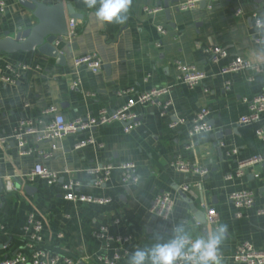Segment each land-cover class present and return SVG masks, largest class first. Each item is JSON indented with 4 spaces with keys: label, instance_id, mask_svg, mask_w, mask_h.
I'll use <instances>...</instances> for the list:
<instances>
[{
    "label": "crops",
    "instance_id": "obj_1",
    "mask_svg": "<svg viewBox=\"0 0 264 264\" xmlns=\"http://www.w3.org/2000/svg\"><path fill=\"white\" fill-rule=\"evenodd\" d=\"M64 1L81 15L75 20L76 35L58 45L65 52L64 64L39 52L0 54V258L28 250L25 227L32 213L44 226L42 247L79 264H104L101 257L116 250L123 251V257L115 264H128L138 248L150 249L173 239L174 229L182 228L180 235L187 232L195 240L225 224L228 231L219 249L221 264H235L233 253L245 241L264 251V217L256 213L264 207V141L255 133L259 124L239 122L249 113L244 99L264 93V40L256 41L254 19L257 14L264 21V0H201L188 10L179 8L187 0H132L122 24H101L94 15L99 4L89 8L83 0ZM5 2L0 37L5 30L16 31L29 21L37 23L18 0ZM164 2L169 3L170 15ZM147 8L159 10L149 13ZM72 43L76 48L69 49ZM213 45L228 50L230 58L249 60L254 68L222 74L229 59L215 64L204 54ZM85 54L101 59L99 72L75 66L74 58ZM178 62L196 66L207 77L200 86L190 88L179 79ZM161 86L170 89L163 99V103L170 101L167 116H161L154 104H138L134 107L137 125L128 132L124 124L113 122L62 140L38 141L36 134H29L24 147L15 139L22 120L32 119L40 130L39 121L51 119L44 113L49 106L56 105L72 120L97 115L103 108L113 111L139 93ZM130 87L134 93L119 95ZM204 107L210 110L212 130L191 136V121ZM179 119L185 123L172 129L170 122ZM219 130L226 132L221 139L214 137ZM88 137L95 144L76 147ZM257 155H262L260 162L246 165L240 176L225 179L228 171ZM176 159L205 167L208 173L182 172L174 165ZM126 162L138 168L140 178L135 184L121 180L117 167ZM38 163L59 173L58 182L29 180ZM108 164L115 167L111 178L98 185L92 170ZM68 178L79 183V192L111 201H68L63 189ZM27 185L35 189L28 192ZM185 185L189 190H182ZM244 189L254 191L255 205L236 217L229 195ZM163 191L174 198L168 220L149 208L154 196ZM209 208L217 213L216 225L200 220L207 221ZM102 231L114 240L108 243L95 236ZM119 236L129 239L118 242Z\"/></svg>",
    "mask_w": 264,
    "mask_h": 264
},
{
    "label": "built area",
    "instance_id": "obj_2",
    "mask_svg": "<svg viewBox=\"0 0 264 264\" xmlns=\"http://www.w3.org/2000/svg\"><path fill=\"white\" fill-rule=\"evenodd\" d=\"M43 3H49L53 0H39ZM201 0H187L186 2L180 4L179 8L181 10H188L195 7ZM214 1V0H209ZM7 10V4L5 0H0V19L5 14ZM159 8H147L146 11L153 13L158 11ZM240 13V11H237ZM255 27L257 28L256 41L261 42L264 40V21L257 15L254 14ZM76 25L77 22L71 19L68 23V36L67 38H72L76 35ZM158 30L162 33L165 32L163 26H159ZM205 56L212 61V63L217 64L221 59H229L228 63L222 67L221 73L226 75L234 73L240 70L252 69L254 65L247 59L241 56H235L230 58V53L228 50L221 46L213 45L208 46L204 49ZM74 64L76 67H87L93 72H99L102 67V61L97 55L85 54L74 58ZM23 68H26L24 65ZM177 69L180 72L179 79L187 84L190 88L198 87L202 84L203 80L207 77V73L203 70L198 69L194 65L184 64L181 62L177 63ZM12 71L15 69L12 68ZM8 76V75H7ZM12 78V77H7ZM229 85L230 82H227ZM135 89L133 87L127 88L119 92V95H126L134 93ZM170 89L167 86L153 87L150 90L143 91L139 93L136 97L128 100L121 107L110 111L108 109H101L97 115L87 114L84 117H77L72 120H67L64 114L59 110L56 105L49 106L45 109L44 113L51 116L49 121L44 122L40 120L43 126L40 130H37L33 124L32 119L22 120L18 128L15 131V139L18 141L19 146L24 147L26 144L25 137L29 134H36L38 141L46 140H62L63 138L71 134H81L85 131L94 129L96 126L101 124H108L113 122H120L124 124L125 131H130L134 126L137 125L138 115L134 111L136 105H147L154 104L160 109L161 116H167L168 108L170 105L169 100L163 99L168 96ZM245 102L248 103L249 113L240 117L239 122L244 125L248 124H259L256 128V135L264 141V125H261L263 115H264V93L254 95L251 98H245ZM210 110L206 107L201 108L196 112L195 116L191 121V126L189 128V134L191 136L205 132L211 131L212 127L208 123V116ZM185 123L184 119H179L178 121L170 122L169 126L172 129L179 127ZM96 140L93 137H88L86 139L80 140L76 147H85L89 144H95ZM56 149L55 146L52 147V151ZM234 154H238L237 149H233ZM44 157L51 156V153H42ZM262 155H257L245 163H240L239 168L233 171H228L225 175L226 180H231L237 176H240L244 172L246 165H252L258 163L262 160ZM174 165L182 172L185 173H199L205 175L208 173V169L198 165H191L181 159H176ZM112 164L104 165L93 169L92 172L95 175V182L100 185L107 183L110 178L112 171L114 170ZM120 172L121 180L123 183H137L139 181V172L135 163L126 162L122 163L117 167ZM29 180L34 181L37 179L45 180L49 183H57L59 179V173L52 171L41 163L35 165L33 171L29 175ZM79 183L73 180V178H68L66 183L63 185L64 197L68 201L72 202H87V203H100L104 204L111 201L110 198L96 197L90 194H84L77 190ZM11 188V185L9 186ZM183 191L189 190L187 185L182 187ZM230 201L236 208V217H242L245 215V211L252 208L255 205L256 197L252 190L244 189L236 192H232L229 195ZM150 212L164 218L171 219L174 211V198L171 192L163 191L156 194L150 204ZM257 215L264 217V207L258 208L256 211ZM207 223L209 225L217 224V213L213 208H209L207 212ZM0 228H3L0 226ZM26 231L28 232V250L23 252H17L12 256L0 258V264H79L78 261L58 254L50 252L42 247L44 243V226L37 220L36 216L32 213L26 222ZM96 237L105 238L108 243L113 239L105 232L95 233ZM129 237H117L115 240L118 242L127 241ZM193 240V239H192ZM194 241V240H193ZM123 251L116 250L112 255H104L101 260L104 264H115L118 260L122 259ZM235 264H264V251L257 249L253 243L245 241L240 243L232 256ZM184 264V262H180Z\"/></svg>",
    "mask_w": 264,
    "mask_h": 264
},
{
    "label": "water",
    "instance_id": "obj_3",
    "mask_svg": "<svg viewBox=\"0 0 264 264\" xmlns=\"http://www.w3.org/2000/svg\"><path fill=\"white\" fill-rule=\"evenodd\" d=\"M19 3L30 12V16L36 19L37 23L20 26L16 31L5 30L3 37H0V54H13L25 52L35 54L39 52L49 57L57 59V62H65V52L58 47L59 44L65 43V37L68 36V19L77 20L81 15L76 13L73 6L64 0H56L54 4L43 3L39 0H18ZM205 3V1H203ZM166 13L170 15L169 3L164 2ZM76 48V44L68 45V48ZM225 130H219L214 134L221 139ZM0 185L3 186L0 179ZM35 188L27 185L26 190L31 192ZM180 192H182L180 190ZM183 196L186 195L182 192ZM186 199L191 202L190 199ZM194 208L195 206L192 205ZM207 224L206 219H200ZM207 230V228H205ZM216 229V228H214Z\"/></svg>",
    "mask_w": 264,
    "mask_h": 264
},
{
    "label": "clouds",
    "instance_id": "obj_4",
    "mask_svg": "<svg viewBox=\"0 0 264 264\" xmlns=\"http://www.w3.org/2000/svg\"><path fill=\"white\" fill-rule=\"evenodd\" d=\"M83 3L99 9L94 13L101 24L125 23L132 4V0H83ZM197 222H199L197 220ZM181 229H174V238L167 243H157L150 249H137L131 255L128 264H221L219 249L228 231L227 225H220L207 237L192 240L189 233L180 235Z\"/></svg>",
    "mask_w": 264,
    "mask_h": 264
}]
</instances>
